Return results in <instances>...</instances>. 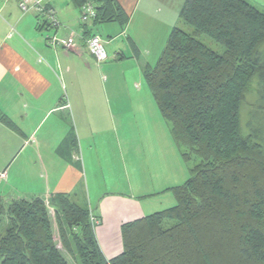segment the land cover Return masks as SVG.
Returning <instances> with one entry per match:
<instances>
[{"label": "trees", "instance_id": "trees-1", "mask_svg": "<svg viewBox=\"0 0 264 264\" xmlns=\"http://www.w3.org/2000/svg\"><path fill=\"white\" fill-rule=\"evenodd\" d=\"M73 2L93 3L99 22L129 19L118 0ZM180 10L157 63L143 66L191 167L170 188L176 205L125 222L124 250L107 258L80 188L49 198L0 192V264H71L67 255L78 264H264V10L250 0H185ZM37 13L39 27H56ZM0 121L21 130L1 109ZM68 138L65 149H77Z\"/></svg>", "mask_w": 264, "mask_h": 264}, {"label": "crops", "instance_id": "crops-1", "mask_svg": "<svg viewBox=\"0 0 264 264\" xmlns=\"http://www.w3.org/2000/svg\"><path fill=\"white\" fill-rule=\"evenodd\" d=\"M250 1L264 10V0ZM41 2L53 8L55 28L39 27L38 13L22 10L18 0H0V109L21 129L0 121V173L6 175L0 192L49 198L80 188L112 258L119 248L113 250L111 236L120 239L125 222L148 215L150 199L175 202L170 188L191 174L176 156L171 124L165 118L146 123L157 102L143 68V52L152 53L146 44L161 55L160 43L179 23L185 0H118L129 15L126 24L96 17L83 24L73 0ZM94 34L107 48L105 62L87 48ZM49 35L72 46L54 47ZM71 134L78 147L67 151Z\"/></svg>", "mask_w": 264, "mask_h": 264}, {"label": "rangeland", "instance_id": "rangeland-1", "mask_svg": "<svg viewBox=\"0 0 264 264\" xmlns=\"http://www.w3.org/2000/svg\"><path fill=\"white\" fill-rule=\"evenodd\" d=\"M184 27H187L185 24H184ZM204 40V42H207V43H209L214 49H216V50H219V51H222V47H221V45H218V44H216V43H213L210 39H203ZM165 43L166 42H161L160 43V45H161V49H160V54L162 53V50L165 48ZM147 46H148V48H152V53L149 55V56H146V54L143 52V50H142V48H141V50H142V52H143V54H144V56L148 59V63H150V65H152V66H154L156 63H157V61H158V59H159V55H153L154 54V50H155V46L154 45H152L151 43L150 44H146ZM163 48V49H162ZM253 99H254V97H251V98H249V101L250 102H252L253 101ZM155 105V104H154ZM153 110H151L149 107H148V111H147V113L148 114H146V117H147V119H146V123L147 124H150V125H153V122L154 121H160L161 119H163V117H162V114H161V112H159V108H158V106H157V103H156V106L154 107L153 106ZM161 118V119H160ZM141 132H142V135H143V132H145V126H143V127H141ZM169 138H171V140H172V144L174 145V150H175V153H176V156L178 157V158H180L181 160H182V162L183 163H185L184 162V160L182 159V156H180V154H179V149H178V147H177V145H175V143H174V141H173V138H172V135L171 134H169ZM164 145V144H163ZM165 146V145H164ZM179 159V160H180ZM180 160V161H181ZM186 164V163H185ZM191 164H192V162H191ZM187 165V164H186ZM188 165H190V163L188 164ZM2 177H5L6 175L3 173L2 175H1ZM183 183V182H182ZM6 197H10L11 195H9V194H4ZM149 202H151V203H149V207L147 208V210L146 211H148L147 213H149V214H152V213H154V212H157L158 210H162V209H166V208H168V207H170V206H174V205H176V201L175 202H168V201H166V200H161L160 198H157V199H150L149 200ZM55 209H56V207H51V216L53 217V222H54V224H56V219H57V217L55 216L56 215V211H55ZM55 227H57L56 225H55ZM100 230L99 229H97V234H96V238L98 239V243H99V245H100V248L102 249L103 248V250H104V248L105 249H107V251H111V249H109V247L108 246H106L102 241H101V238H99V236H100V232H99ZM112 237V248H113V250L115 249H117L118 250V248H119V251H117V253H116V255L117 254H120L123 250H124V248H123V237H121V235H120V239L118 238V237H115V235L114 236H111ZM104 252H105V250H104ZM107 257H108V255H106ZM67 258H68V261L71 263V264H78V261H76V260H74L73 258H72V256H69V255H67Z\"/></svg>", "mask_w": 264, "mask_h": 264}, {"label": "built area", "instance_id": "built-area-1", "mask_svg": "<svg viewBox=\"0 0 264 264\" xmlns=\"http://www.w3.org/2000/svg\"><path fill=\"white\" fill-rule=\"evenodd\" d=\"M18 5L22 8V10H35L37 12H44L49 16L51 22L54 26H57V20L53 14L51 9L45 11V6L42 4L41 0H18ZM81 22L88 23L95 16V6L93 3L88 2L81 9ZM48 41L52 44V46H64L66 48H70L72 46V40H63L61 38H57L55 35H49ZM87 48H89L90 54L97 59L99 62H105L108 59L107 48L104 45V42L101 36L94 34L90 36L87 42ZM2 175V174H1ZM92 226L97 228L99 225V220L97 216H94L93 212L90 213Z\"/></svg>", "mask_w": 264, "mask_h": 264}]
</instances>
